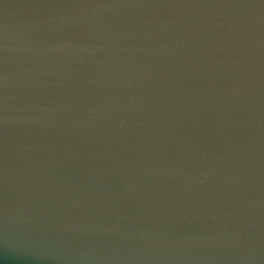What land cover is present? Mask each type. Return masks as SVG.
I'll list each match as a JSON object with an SVG mask.
<instances>
[{"label": "water", "instance_id": "95a60500", "mask_svg": "<svg viewBox=\"0 0 264 264\" xmlns=\"http://www.w3.org/2000/svg\"><path fill=\"white\" fill-rule=\"evenodd\" d=\"M0 264H264V0H0Z\"/></svg>", "mask_w": 264, "mask_h": 264}]
</instances>
